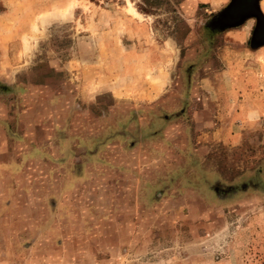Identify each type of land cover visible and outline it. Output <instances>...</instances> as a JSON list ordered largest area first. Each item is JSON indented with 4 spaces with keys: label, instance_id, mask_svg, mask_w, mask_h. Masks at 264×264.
<instances>
[{
    "label": "rangeland",
    "instance_id": "rangeland-1",
    "mask_svg": "<svg viewBox=\"0 0 264 264\" xmlns=\"http://www.w3.org/2000/svg\"><path fill=\"white\" fill-rule=\"evenodd\" d=\"M203 1L0 0V264H264V109L202 97L264 104V0Z\"/></svg>",
    "mask_w": 264,
    "mask_h": 264
},
{
    "label": "crops",
    "instance_id": "crops-1",
    "mask_svg": "<svg viewBox=\"0 0 264 264\" xmlns=\"http://www.w3.org/2000/svg\"><path fill=\"white\" fill-rule=\"evenodd\" d=\"M209 2V5H211L212 10H215L217 7V5H223L224 2L226 0H205L203 2ZM195 2H201V0H195ZM219 7V6H218ZM259 12L260 14L258 16L264 18V6H260L259 7ZM246 25V20L243 23V25L241 27H235L230 30V31H226L225 36H227L226 41L228 42H234L235 44L237 42H243L246 41L247 39H249V34L251 33L250 29H246L245 27ZM250 27V25H249ZM229 32V33H227ZM230 52V53H229ZM235 50L232 49H225V50H218L219 54H223V56L226 57L225 54H231L234 55ZM224 57V58H225ZM232 60L229 59L228 60L225 58V62L226 64H230ZM236 61V59H235ZM225 64V65H226ZM228 65H226L227 68ZM228 69V68H227ZM229 70V69H228ZM217 78V79H216ZM216 80L214 79H210L209 83L211 84V88H209V90L207 91L208 88V81H204V86L202 88L206 89V93L202 92V97L203 98H211L210 96L212 94H216L217 95V102L214 104H216V107L213 105L212 101H206L205 106L209 107L206 108V110H211L212 112H214V116L218 119L223 118L224 120V126H215L210 130H207V132L204 134V136H207V138L209 139L211 138H217L220 139L224 142H229L230 144H238L242 137L244 136L243 134H245L244 132V128H246L245 126H248V119H251L253 117L254 114L259 113L261 111H263L264 109V104L262 101H259V104H247L245 101V97L244 96L246 94V92L242 91L240 94H238V84L239 82L236 81L234 87L231 85H224L226 83V80H224L222 78V73L221 72H217L216 74ZM208 83V84H207ZM216 83V84H214ZM221 83V84H220ZM222 86V88H221ZM224 88H228L229 90L226 92V90H224ZM236 88V89H235ZM246 103V104H245ZM220 111H222V113H219ZM227 111L229 117H226L224 115V113ZM211 117V118H210ZM209 118L211 120H213V114L212 116H209ZM232 120H239L238 124H233V122H231ZM213 122V121H212ZM211 123V122H210ZM227 127V128H226Z\"/></svg>",
    "mask_w": 264,
    "mask_h": 264
},
{
    "label": "flooded vegetation",
    "instance_id": "flooded-vegetation-1",
    "mask_svg": "<svg viewBox=\"0 0 264 264\" xmlns=\"http://www.w3.org/2000/svg\"><path fill=\"white\" fill-rule=\"evenodd\" d=\"M251 7L248 4H246L244 7H242V10L244 8H245L244 10H249V9L252 10L253 7L252 9ZM252 14H254L255 18H254V28L251 34V38L252 40L256 39V40H260L263 42L264 41V23H262L263 20L255 12Z\"/></svg>",
    "mask_w": 264,
    "mask_h": 264
},
{
    "label": "trees",
    "instance_id": "trees-1",
    "mask_svg": "<svg viewBox=\"0 0 264 264\" xmlns=\"http://www.w3.org/2000/svg\"><path fill=\"white\" fill-rule=\"evenodd\" d=\"M137 5V4H136ZM139 8V7H138ZM255 13L257 14V15H259L260 14V12H259V10L258 9H256V11H255ZM260 17V16H259ZM262 20H263V22L262 23H264V18H262V17H260Z\"/></svg>",
    "mask_w": 264,
    "mask_h": 264
}]
</instances>
